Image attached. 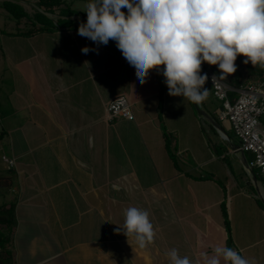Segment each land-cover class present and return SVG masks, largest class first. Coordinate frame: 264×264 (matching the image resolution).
Masks as SVG:
<instances>
[{"label": "crops", "instance_id": "1", "mask_svg": "<svg viewBox=\"0 0 264 264\" xmlns=\"http://www.w3.org/2000/svg\"><path fill=\"white\" fill-rule=\"evenodd\" d=\"M17 39L3 48L12 79L0 98L1 157L16 160L0 166L16 204V264H169L173 248L204 264L216 246L254 252L264 237L246 226L251 206L264 215V175L246 168L217 109L201 104L230 140L168 94L162 70L141 84L114 41L97 45L69 27ZM118 95L134 119L108 117ZM206 121L223 144L211 145ZM130 206L146 209L156 231L144 249L116 231Z\"/></svg>", "mask_w": 264, "mask_h": 264}, {"label": "clouds", "instance_id": "2", "mask_svg": "<svg viewBox=\"0 0 264 264\" xmlns=\"http://www.w3.org/2000/svg\"><path fill=\"white\" fill-rule=\"evenodd\" d=\"M126 9L127 11H122ZM86 23L78 35L97 45L114 41L141 84L151 71L162 70L168 94L200 105L210 95L202 65L217 66L219 79L237 71L236 60L264 69V0H89ZM87 54L90 49L83 47ZM161 66L162 69H161ZM213 82L217 77L213 76ZM124 105L118 97L116 102ZM122 228L140 249L155 242L156 231L146 209H124ZM169 264H199L173 248ZM257 264L226 245L204 255V264Z\"/></svg>", "mask_w": 264, "mask_h": 264}, {"label": "built area", "instance_id": "3", "mask_svg": "<svg viewBox=\"0 0 264 264\" xmlns=\"http://www.w3.org/2000/svg\"><path fill=\"white\" fill-rule=\"evenodd\" d=\"M205 73L214 95L221 100V107L217 109L219 120L231 124L240 139L239 148L253 154L250 166L258 167L264 175V73L258 79L239 86L220 80L217 72L207 63L202 65L201 74ZM213 76L217 77L215 84ZM118 97L124 98V105L115 103ZM107 110L111 120L119 117L134 119L132 102L127 95L111 99ZM2 158L9 169L15 167V158L7 155H2Z\"/></svg>", "mask_w": 264, "mask_h": 264}, {"label": "trees", "instance_id": "4", "mask_svg": "<svg viewBox=\"0 0 264 264\" xmlns=\"http://www.w3.org/2000/svg\"><path fill=\"white\" fill-rule=\"evenodd\" d=\"M0 4L16 18L18 23H23L26 27L18 29L16 32H10L9 34L31 36L47 30H57L66 27L79 28V25L82 23L75 22L74 16L77 14V11L72 7V4L69 3L68 0H37L39 8L42 10H36L34 14H30L19 0H2L0 1ZM57 9L59 10V14L56 22H54L48 13H53ZM122 11L126 12L127 10L122 9ZM85 20L86 19L84 18L82 21ZM244 59L245 57L243 56L237 58L235 62L237 65V71L234 74L229 75L225 79L226 82L239 86L261 77L264 73V69L254 68L251 63L244 64ZM211 67L220 76L218 67ZM244 70L248 73L249 78L243 76ZM2 137L3 133L0 132V138ZM247 153L250 154L249 160L252 161L253 154H251V152ZM253 169L256 173L260 172L259 168L256 166H254ZM3 177L6 178V176L0 175V179ZM3 186L5 185L0 184V187ZM15 206V201H4L0 203V264H16L14 252V234L17 227Z\"/></svg>", "mask_w": 264, "mask_h": 264}, {"label": "rangeland", "instance_id": "5", "mask_svg": "<svg viewBox=\"0 0 264 264\" xmlns=\"http://www.w3.org/2000/svg\"><path fill=\"white\" fill-rule=\"evenodd\" d=\"M0 1H2V0H0ZM19 1L25 6V8L27 9V11L30 14H34L36 10L41 9V8H39V6L37 4V0H19ZM68 2L71 3L72 7L74 9H76V11H77V14L74 16L75 22L76 23H79V22L86 23L87 14L83 10L85 8V5L89 2V0H68ZM58 14H59L58 9L55 10V12H53V13H48V15L54 20V22H56ZM84 18L86 20L82 21ZM23 28H26L24 26V24L18 23L16 18L9 11H7L5 8H3L0 4V96H1L0 98H1V100H2V98L7 100V95L9 94V86L8 85L4 86V84H6V82H7L6 80H8V78L10 80L12 79V77L10 75L11 71L8 68V66L6 65L5 55L3 54L4 53L3 48L6 46H10V45H11V47H13L15 45L18 46V42H17L18 39L15 40L17 34H9V33L10 32H16V30L23 29ZM9 37H13L12 39H14V40H11V42H10ZM243 76L245 78H249L248 73L245 70L243 72ZM161 78H162V82H163L164 86H167L164 82L163 75L161 76ZM204 87L210 91V95H209V98L205 102H203V105L206 106L211 112H214L215 109H219L221 107V100L218 99L214 95L213 90H212L211 86L209 85L208 81L206 82ZM6 106H7V102H6ZM196 112H197V109H196ZM263 120H264V118H263ZM205 125H206V130H207L206 134L209 138H211V145L223 144L224 140L221 138L218 131L216 133L215 130H210V127H212V126L208 121L205 122ZM0 129H1V126H0ZM235 140L237 141V143L238 142L240 143V139L238 137H235ZM5 143H7V141L0 138V145H4ZM249 156H250V154H249ZM1 163H2V165H0V166H2V167H3V163L6 165V162L1 157V152H0V164ZM0 170H2V169L0 168ZM3 170H2V172H4ZM244 179H247V173L245 174ZM260 179H261V177H260ZM9 180H10V177H6V178L3 177L2 179H0V184L5 185V183L9 182ZM261 181H263V180L261 179ZM2 188L3 187H0V203L3 200H5V198L7 196L6 191H4ZM251 190L256 191L255 186L251 187ZM4 193L6 196H4ZM5 201L11 202L12 199L10 198V200H9V197H7V199ZM250 209H251V212L249 210V212H250V214H249L250 223H248V226H246L247 227L246 229L248 230L250 228L252 230L251 233H252L253 239H261L262 237H264V215H262V213L259 210L257 211L255 206H251ZM246 218H248V216H246ZM253 250H254V252H252L250 256L246 255V257L254 258L257 261V264H264V239L260 240L259 246L256 247V249L254 248Z\"/></svg>", "mask_w": 264, "mask_h": 264}, {"label": "water", "instance_id": "6", "mask_svg": "<svg viewBox=\"0 0 264 264\" xmlns=\"http://www.w3.org/2000/svg\"><path fill=\"white\" fill-rule=\"evenodd\" d=\"M195 107L198 111V113L202 116H204L206 119H208L210 122H212L219 130L220 132H222L229 140L231 139V137L228 135V133L225 131V129L222 127V125L208 112L206 111L202 105H197L195 104ZM232 147L234 148V150L237 153H241L244 161H245V166L246 168L252 173V175L254 176V178H256L255 173L253 172L252 167L250 166L249 162L247 161L246 157H245V152L244 150L239 148V144L238 143H231Z\"/></svg>", "mask_w": 264, "mask_h": 264}]
</instances>
